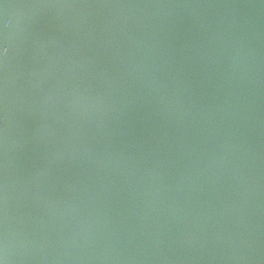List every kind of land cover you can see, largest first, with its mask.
Returning <instances> with one entry per match:
<instances>
[{
  "label": "water",
  "instance_id": "water-1",
  "mask_svg": "<svg viewBox=\"0 0 264 264\" xmlns=\"http://www.w3.org/2000/svg\"><path fill=\"white\" fill-rule=\"evenodd\" d=\"M0 264H264V0H0Z\"/></svg>",
  "mask_w": 264,
  "mask_h": 264
}]
</instances>
